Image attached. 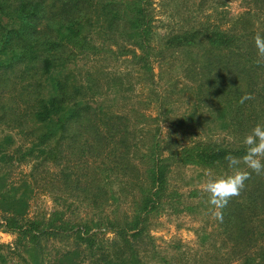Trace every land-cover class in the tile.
Masks as SVG:
<instances>
[{"label": "trees", "instance_id": "obj_1", "mask_svg": "<svg viewBox=\"0 0 264 264\" xmlns=\"http://www.w3.org/2000/svg\"><path fill=\"white\" fill-rule=\"evenodd\" d=\"M241 3L235 16H194L157 41L152 0H0V211L5 229L26 237L27 264H48L44 242L70 233L86 245L75 264L81 255L88 264H264V174L251 175L222 221L211 209L195 248L179 241L166 252L151 233L159 212L185 198L170 181L176 170L226 174V156H243L245 135L264 123L254 44L264 0ZM179 54L181 85L163 96L153 65ZM245 92L254 98L241 104ZM169 97L183 108L167 115ZM39 193L64 210L25 219ZM81 206L96 232L65 217Z\"/></svg>", "mask_w": 264, "mask_h": 264}, {"label": "rangeland", "instance_id": "obj_2", "mask_svg": "<svg viewBox=\"0 0 264 264\" xmlns=\"http://www.w3.org/2000/svg\"><path fill=\"white\" fill-rule=\"evenodd\" d=\"M154 24L156 31V40L159 41L163 38V35L171 30L178 29L179 27H186L188 22L194 16H200L209 14L217 10L218 12L226 11V17H231L239 14L244 10L241 0H152ZM200 3V5H199ZM199 5V6H198ZM180 54L176 57L178 62L173 61L167 57L159 60L162 67H158L154 63L153 80L156 87L161 90L162 95L171 94L176 89V86L181 85V72L184 63L179 61ZM168 97V96H167ZM170 98V97H169ZM172 102L164 105L168 110L167 115H170V110L174 108H183V101L175 102V97L170 98ZM175 102V103H174ZM174 103V104H173ZM150 111L152 116H156L159 112L156 105H152ZM163 108V107H162ZM165 113V112H164ZM167 115H162L161 129L162 133L166 130L168 123ZM219 138H222L221 136ZM178 172L173 173L170 181L174 183L175 188L184 194L185 198L178 199V206L176 212L171 209L161 210L156 218L151 222L152 234L155 237V243L170 252V246H175L179 242L186 247H196L197 236L196 233L203 226L207 227L210 224V212L211 206L208 203V198L203 197L198 200L197 197L189 198L190 191L203 192V184L206 180L205 172H211L213 175L217 174L214 171L202 169L197 166L183 167ZM187 202L194 203L196 206L192 211H186ZM28 213L25 219H36L42 214H49L54 209H63L58 205V202L54 200L53 196L48 194L39 193L33 197L29 202ZM92 211L81 206L76 213L66 212L65 217L70 218L73 221L85 222L88 221L91 224V231L96 232L98 228L92 226L95 221L90 222L89 219L92 216ZM3 211H0V264H27L29 263V252H25L26 237L21 230H7L3 226L4 216ZM48 217V216H46ZM92 219V218H91ZM22 222V221H21ZM105 227H100L99 232L105 231L104 238L113 237L114 234ZM74 233H70V236H63L62 238L48 239L45 241V250L43 252L45 263L48 264H75L76 257H73L72 253L85 248V244L77 240ZM102 236L100 235L99 237ZM77 242L79 248H76ZM31 245H28V248ZM194 250H191L193 253ZM173 253V252H172ZM3 256V257H2ZM78 264H88V260L83 256L78 257Z\"/></svg>", "mask_w": 264, "mask_h": 264}, {"label": "clouds", "instance_id": "obj_3", "mask_svg": "<svg viewBox=\"0 0 264 264\" xmlns=\"http://www.w3.org/2000/svg\"><path fill=\"white\" fill-rule=\"evenodd\" d=\"M254 44L257 49V63H264V34L257 32ZM253 98L251 93L245 92L239 102L243 104ZM242 143L245 148L243 156H226L229 172L222 175L204 173L206 180L202 190L207 194L213 217L221 221L223 219L222 210L232 198L240 195L246 187L245 182L251 178V175L253 173L264 174V123H257L245 135Z\"/></svg>", "mask_w": 264, "mask_h": 264}]
</instances>
